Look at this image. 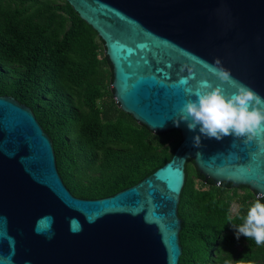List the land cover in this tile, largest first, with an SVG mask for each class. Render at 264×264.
Listing matches in <instances>:
<instances>
[{"label": "water", "instance_id": "95a60500", "mask_svg": "<svg viewBox=\"0 0 264 264\" xmlns=\"http://www.w3.org/2000/svg\"><path fill=\"white\" fill-rule=\"evenodd\" d=\"M64 1L102 41L119 109L153 133L177 131L180 141L135 184L79 198L65 187L51 141L28 106L0 94V264H178L186 160L214 184L246 186L264 199V134L249 143L201 136L197 148L199 128L173 123L195 99L186 89L196 91L199 81L235 91L200 61L218 59L264 98V0Z\"/></svg>", "mask_w": 264, "mask_h": 264}, {"label": "trees", "instance_id": "16d2710c", "mask_svg": "<svg viewBox=\"0 0 264 264\" xmlns=\"http://www.w3.org/2000/svg\"><path fill=\"white\" fill-rule=\"evenodd\" d=\"M96 32L64 0H0V94L28 106L51 141L69 192L95 199L129 187L167 161L177 131L153 133L119 109ZM177 203L178 264H264V245L240 235L255 197L214 184L184 163ZM237 205L235 211L233 206Z\"/></svg>", "mask_w": 264, "mask_h": 264}, {"label": "clouds", "instance_id": "9594fccd", "mask_svg": "<svg viewBox=\"0 0 264 264\" xmlns=\"http://www.w3.org/2000/svg\"><path fill=\"white\" fill-rule=\"evenodd\" d=\"M200 63L218 80L236 85L235 91L225 94L221 87H214L209 80L199 81V88L196 91L186 89L190 95L195 96V99L184 102L180 108L179 120L173 121L174 126L178 127L180 121H183L190 131H196L198 127L200 135L192 138L193 146L197 148L201 147V136L217 141L228 136L245 137L243 143H249L264 134V98L249 86L237 82L228 70L219 66L218 59L214 64L207 61ZM190 78L194 76L181 78L179 85H188ZM231 147H237L235 139ZM196 155L199 157L202 154L197 152ZM218 155L221 154H216L210 159L215 161ZM240 219L243 222L235 227L237 238L243 235L245 238H253L257 247L264 245V204L260 199H254L247 206L246 214ZM238 264L243 262L239 261ZM247 264L252 262L249 261Z\"/></svg>", "mask_w": 264, "mask_h": 264}, {"label": "rangeland", "instance_id": "374dc122", "mask_svg": "<svg viewBox=\"0 0 264 264\" xmlns=\"http://www.w3.org/2000/svg\"><path fill=\"white\" fill-rule=\"evenodd\" d=\"M236 208H237V205H234L232 211H235Z\"/></svg>", "mask_w": 264, "mask_h": 264}, {"label": "built area", "instance_id": "2783aa9c", "mask_svg": "<svg viewBox=\"0 0 264 264\" xmlns=\"http://www.w3.org/2000/svg\"><path fill=\"white\" fill-rule=\"evenodd\" d=\"M218 184V183H217ZM256 197V196H255ZM257 197H260V196H257Z\"/></svg>", "mask_w": 264, "mask_h": 264}]
</instances>
